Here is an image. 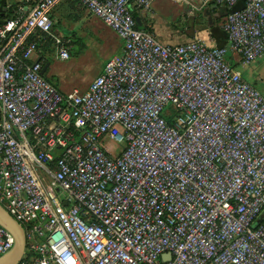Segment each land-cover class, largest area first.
I'll list each match as a JSON object with an SVG mask.
<instances>
[{"label": "built area", "instance_id": "obj_1", "mask_svg": "<svg viewBox=\"0 0 264 264\" xmlns=\"http://www.w3.org/2000/svg\"><path fill=\"white\" fill-rule=\"evenodd\" d=\"M19 1L0 22V205L23 230L18 262L264 264V90L225 57L264 65V0H172L224 6L227 46L158 40L131 10L152 0H79L121 44L66 92L32 57L42 32L68 57L59 0ZM12 242L0 225V254Z\"/></svg>", "mask_w": 264, "mask_h": 264}, {"label": "rangeland", "instance_id": "obj_2", "mask_svg": "<svg viewBox=\"0 0 264 264\" xmlns=\"http://www.w3.org/2000/svg\"><path fill=\"white\" fill-rule=\"evenodd\" d=\"M161 1L164 3L165 9L159 10L160 21H147V25H145L150 31L155 27L163 33L159 40L179 42L198 34L199 30L195 29L191 35L189 30L184 29V26L187 24L186 21L191 22L193 16L203 13L205 5L188 10L189 6H180L172 0ZM78 4L74 1L71 7L72 10L65 8L60 21H58L59 23L51 24L52 32L66 41L68 57L59 58L55 54L54 45L49 39L40 46V51L47 60L43 74L51 79L50 81L61 92H66L67 89L72 88L82 90L100 69L104 59L118 48L119 39H117L115 33L94 15L92 16L91 13H84L82 5L78 6ZM217 14L216 12L213 13V15ZM222 19L220 16L218 23H221ZM200 30H203V35L207 32L206 29ZM231 53L233 59L237 61L236 67L242 71L245 78L263 91V63L257 61L253 64L243 65L238 55L234 52ZM253 66L256 71H252ZM104 143L108 147H113L112 149L122 144V142L110 140H105ZM57 193L59 197L63 196L62 191Z\"/></svg>", "mask_w": 264, "mask_h": 264}, {"label": "trees", "instance_id": "obj_3", "mask_svg": "<svg viewBox=\"0 0 264 264\" xmlns=\"http://www.w3.org/2000/svg\"><path fill=\"white\" fill-rule=\"evenodd\" d=\"M74 1L80 2L79 0H74ZM242 4H243V0H238L233 5V7L234 8L241 7ZM3 5H5V4L4 3H2V4L0 3V16H2V17H5V16L9 15L8 12L9 11L13 12L16 9V7L18 6V5H16V6L12 7V8L11 7H7L6 9L2 10ZM225 10H226V8L224 6H222V5H219L218 3H211V2L207 3V4H205L203 13L193 16L192 19H191V22L190 21H186L187 24L184 26V29L185 30H189L191 35L193 34V31L195 29L196 30L206 29L207 32H208L209 37L212 39L213 43L216 46H227L228 40H227V37H226V33L221 28V24H222V22L224 20V11ZM215 12L218 13V14L217 15H213V13H215ZM220 16L223 19H222L221 23H218ZM140 27L150 31V29L147 28L146 26H140ZM47 39H49V37L43 32L40 33L38 36H36L35 40H36V43H37V48H39V46L43 45V43H45V41ZM231 54H232L231 51L229 49H227L226 52H225V57H226L227 60L230 61V63L233 66H236L237 65V61H235L233 59ZM52 84L56 87V85L53 82H52ZM165 119H166L167 122H171V116L170 115H166ZM16 264H20V262H17Z\"/></svg>", "mask_w": 264, "mask_h": 264}, {"label": "crops", "instance_id": "obj_4", "mask_svg": "<svg viewBox=\"0 0 264 264\" xmlns=\"http://www.w3.org/2000/svg\"><path fill=\"white\" fill-rule=\"evenodd\" d=\"M33 0H30V2H32ZM170 1V0H169ZM30 2L28 4H30ZM0 3H4L5 5L4 6V9H6L7 7H14L16 5H18L20 3L19 0H0ZM78 6H81L80 2H78ZM74 4V1L72 0H60L58 1L57 3H55L51 10H50V13H49V16L50 19H51V22L52 24H55V23H59L58 21H60V17L63 15L64 13V9L67 8V9H71L72 10V6ZM25 7V5H23V8ZM82 7V6H81ZM10 8V9H11ZM83 8V7H82ZM163 10L165 9V5L164 3L161 1V0H152L149 4V8L147 10L141 8V7H138V6H132L131 10H132V13L134 15V18L136 20V23L139 25V26H145L147 25V21H160L159 18H161V16L158 15L159 13V10ZM83 11L84 13H88V11H86L84 8H83ZM82 11V12H83ZM11 11H9L8 13L10 14ZM90 14V13H88ZM93 16V15H92ZM96 17V16H94ZM0 18H2V16H0ZM97 18V17H96ZM98 19V18H97ZM80 20V19H79ZM99 20V19H98ZM153 27V26H152ZM55 30V28H54ZM203 30H199L197 33V36H199L200 38H203L206 42L208 43H213L212 39L210 37H208L207 33L205 35H203L202 32ZM55 32H57L55 30ZM158 40H159V37H162L163 36V33H161L159 30H157L155 27L152 28V31H150ZM206 37V39H205ZM210 38V39H209ZM117 39H119L117 37ZM50 40V39H49ZM162 41V40H160ZM50 42L52 43V41L50 40ZM163 42H166V41H163ZM120 44H121V41L120 39L118 40V48L117 50L119 49L120 47ZM116 50V51H117ZM56 56V55H55ZM33 58H37V59H40L42 61V65L41 67H44L43 68V71L42 73L44 72L45 68H46V65H47V60L45 57H43V54L41 53L40 51V46L39 48H37V50L33 53L32 55ZM253 64V63H252ZM255 70V67L253 66L252 67V71ZM99 71V70H98ZM97 71V72H98ZM256 71V70H255ZM242 73V71H241ZM249 74V73H248ZM44 75V74H43ZM243 75V74H242ZM244 76V75H243ZM245 77V76H244ZM47 78V77H46ZM49 79V78H48ZM51 80V79H49ZM54 81V80H53ZM55 82V81H54ZM56 83V82H55ZM86 87V86H85ZM84 87V88H85ZM82 88V90L84 89ZM71 89H67V91H69Z\"/></svg>", "mask_w": 264, "mask_h": 264}, {"label": "water", "instance_id": "obj_5", "mask_svg": "<svg viewBox=\"0 0 264 264\" xmlns=\"http://www.w3.org/2000/svg\"><path fill=\"white\" fill-rule=\"evenodd\" d=\"M4 10V6L2 7ZM2 19L0 18V22ZM44 67H41L40 72ZM58 190V188H57ZM65 204V201H62ZM0 225L9 231L13 236V242L9 249L0 254V264H16L24 251V236L21 225L0 205ZM169 253H163L164 258H168Z\"/></svg>", "mask_w": 264, "mask_h": 264}]
</instances>
